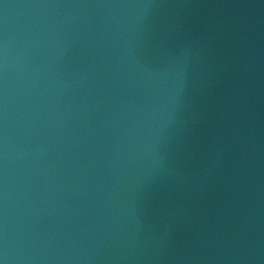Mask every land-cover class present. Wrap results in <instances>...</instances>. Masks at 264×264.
Here are the masks:
<instances>
[{
    "label": "water",
    "instance_id": "obj_1",
    "mask_svg": "<svg viewBox=\"0 0 264 264\" xmlns=\"http://www.w3.org/2000/svg\"><path fill=\"white\" fill-rule=\"evenodd\" d=\"M0 264H264V0H0Z\"/></svg>",
    "mask_w": 264,
    "mask_h": 264
}]
</instances>
